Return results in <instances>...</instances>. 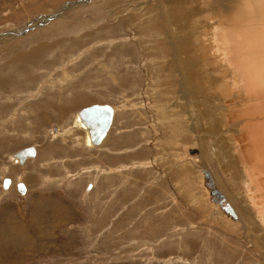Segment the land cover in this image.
<instances>
[{
	"label": "rangeland",
	"instance_id": "rangeland-1",
	"mask_svg": "<svg viewBox=\"0 0 264 264\" xmlns=\"http://www.w3.org/2000/svg\"><path fill=\"white\" fill-rule=\"evenodd\" d=\"M122 16L107 0H0V264H263L216 226L201 161L190 155L198 141L163 139L144 54ZM93 105L115 116L107 139L90 147L73 124ZM30 147L36 159L14 161ZM177 158L192 174L182 181ZM52 173L58 187H48ZM38 184L60 194L47 203L54 213L34 205Z\"/></svg>",
	"mask_w": 264,
	"mask_h": 264
},
{
	"label": "bare ground",
	"instance_id": "bare-ground-1",
	"mask_svg": "<svg viewBox=\"0 0 264 264\" xmlns=\"http://www.w3.org/2000/svg\"><path fill=\"white\" fill-rule=\"evenodd\" d=\"M107 3L119 5L121 19L127 20L144 54L157 111L155 106L152 109L163 139L177 144L198 141L193 148L199 146L201 151H189L201 161L198 183L204 200L211 202L219 217L214 219L216 226L245 240L264 264V0ZM133 54L134 49L129 51ZM6 80L0 78V84L6 85ZM89 145L98 146L92 141ZM15 155L14 161L24 167L26 163L21 164ZM178 161L176 174L182 181L192 174ZM212 163L218 167L217 172L211 167L216 173L211 176L204 167ZM204 171L224 198L226 209L212 194ZM191 197L190 202L197 199V195Z\"/></svg>",
	"mask_w": 264,
	"mask_h": 264
},
{
	"label": "water",
	"instance_id": "water-1",
	"mask_svg": "<svg viewBox=\"0 0 264 264\" xmlns=\"http://www.w3.org/2000/svg\"><path fill=\"white\" fill-rule=\"evenodd\" d=\"M80 118L83 123L88 127L91 141L94 145H100L106 138L114 118V110L109 105H93L83 109L80 112ZM36 151L34 147L26 148L19 151L15 158L19 160L21 164H25L29 158L36 157ZM208 185H210L212 194L219 198V201L223 208L226 209L227 204L224 198L220 195L219 191L213 184L210 174L204 171ZM11 185L10 179L4 180V188L8 189ZM18 191L22 194H26V187L23 183L18 184ZM235 217V216H234Z\"/></svg>",
	"mask_w": 264,
	"mask_h": 264
},
{
	"label": "crops",
	"instance_id": "crops-1",
	"mask_svg": "<svg viewBox=\"0 0 264 264\" xmlns=\"http://www.w3.org/2000/svg\"><path fill=\"white\" fill-rule=\"evenodd\" d=\"M82 124L83 123L74 122L73 126L82 129V127L84 128V126ZM85 131H87L86 128H85ZM80 139L82 140V142H84L85 146L89 145L90 142H91V139H90V137H89L88 134L84 135V138L81 137ZM36 152L38 153V150L37 149H36ZM58 158L60 159L59 156H58ZM33 159H35V158H33ZM60 160H62V159H60ZM60 160H57L58 164H60ZM31 161H33V160H31ZM62 161H64V160H62ZM17 163H18V161H17ZM54 164H57V163H54ZM47 175L50 177V179H53V183H51V184L47 183L48 184V187L51 186V185H54V184H55L56 187H58L59 180L61 178V175L60 174H53V173L52 174H47ZM39 187H41L40 184H38L36 186V190H33L32 191V192H35L36 191L33 195H36L37 197H39L41 195V197H39V198H37V197L34 198V196H32V200L34 201V205L37 206V208H43V207L45 208V206H48V207L50 206V207L53 208L52 211L54 213L56 211L55 205L53 204L54 206H51L50 204H47V203H56V204H59V202H60V194L54 193V192L51 193L50 191H47L48 193H45L44 194V193H42V188H40V190L38 191Z\"/></svg>",
	"mask_w": 264,
	"mask_h": 264
}]
</instances>
